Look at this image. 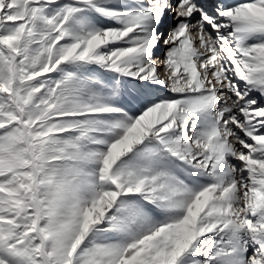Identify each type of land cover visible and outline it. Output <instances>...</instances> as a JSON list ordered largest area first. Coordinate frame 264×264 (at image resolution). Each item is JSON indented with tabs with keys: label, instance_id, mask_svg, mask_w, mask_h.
Listing matches in <instances>:
<instances>
[{
	"label": "snow or ice",
	"instance_id": "1",
	"mask_svg": "<svg viewBox=\"0 0 264 264\" xmlns=\"http://www.w3.org/2000/svg\"><path fill=\"white\" fill-rule=\"evenodd\" d=\"M0 264H264V0H0Z\"/></svg>",
	"mask_w": 264,
	"mask_h": 264
},
{
	"label": "rangeland",
	"instance_id": "2",
	"mask_svg": "<svg viewBox=\"0 0 264 264\" xmlns=\"http://www.w3.org/2000/svg\"><path fill=\"white\" fill-rule=\"evenodd\" d=\"M159 57L163 58V48H162V50H161V52H160Z\"/></svg>",
	"mask_w": 264,
	"mask_h": 264
},
{
	"label": "bare ground",
	"instance_id": "3",
	"mask_svg": "<svg viewBox=\"0 0 264 264\" xmlns=\"http://www.w3.org/2000/svg\"><path fill=\"white\" fill-rule=\"evenodd\" d=\"M161 50H162V49H161ZM161 50H160L159 52H157V55H158V56L160 55Z\"/></svg>",
	"mask_w": 264,
	"mask_h": 264
}]
</instances>
